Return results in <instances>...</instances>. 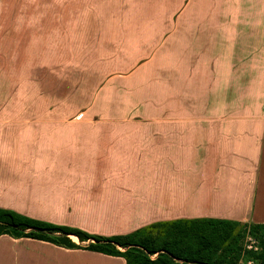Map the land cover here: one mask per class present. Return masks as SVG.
I'll use <instances>...</instances> for the list:
<instances>
[{"label":"crops","instance_id":"1","mask_svg":"<svg viewBox=\"0 0 264 264\" xmlns=\"http://www.w3.org/2000/svg\"><path fill=\"white\" fill-rule=\"evenodd\" d=\"M57 4L56 55L173 56L167 94L151 146H16V17L0 0V209L106 238L175 221L263 226L264 0ZM0 264L127 261L4 235Z\"/></svg>","mask_w":264,"mask_h":264},{"label":"rangeland","instance_id":"2","mask_svg":"<svg viewBox=\"0 0 264 264\" xmlns=\"http://www.w3.org/2000/svg\"><path fill=\"white\" fill-rule=\"evenodd\" d=\"M2 1L16 17V146H151L154 101L167 94L173 56L63 59L49 44L61 10L58 0ZM179 57L176 65L182 61ZM143 59L149 64L139 71L126 67V62L134 65ZM163 233L158 229L149 236ZM260 233L264 239V231ZM242 246L244 252L256 254L262 249L250 229Z\"/></svg>","mask_w":264,"mask_h":264},{"label":"trees","instance_id":"3","mask_svg":"<svg viewBox=\"0 0 264 264\" xmlns=\"http://www.w3.org/2000/svg\"><path fill=\"white\" fill-rule=\"evenodd\" d=\"M158 229L164 232L162 236H149ZM248 229L261 242L262 249L257 254L243 250L242 239ZM262 231L264 225L192 220L157 223L127 236L106 238L0 209V236L46 241L67 249L85 248L123 257L127 264H247L249 261L264 264ZM72 238H76L78 244Z\"/></svg>","mask_w":264,"mask_h":264},{"label":"built area","instance_id":"4","mask_svg":"<svg viewBox=\"0 0 264 264\" xmlns=\"http://www.w3.org/2000/svg\"><path fill=\"white\" fill-rule=\"evenodd\" d=\"M248 264H254V263L250 262V263H248Z\"/></svg>","mask_w":264,"mask_h":264}]
</instances>
